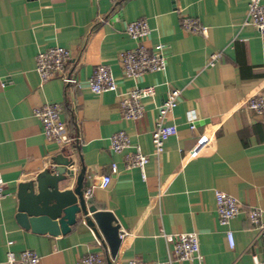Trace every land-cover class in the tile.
Segmentation results:
<instances>
[{"label":"crops","instance_id":"1","mask_svg":"<svg viewBox=\"0 0 264 264\" xmlns=\"http://www.w3.org/2000/svg\"><path fill=\"white\" fill-rule=\"evenodd\" d=\"M249 0H0V171L5 197L0 206V264L6 254L30 249L38 264H78L97 253L102 264L167 262L173 243L164 235L197 232L203 260L172 264H254L264 259L258 229L250 222L251 207L263 211L264 115L249 111L250 97L264 93V38L245 25ZM197 19L207 34L183 28L184 18ZM146 18L151 33L145 44H162L168 55L164 71L142 76L137 85L155 86L156 95L143 100L139 120L123 116L119 93L134 81L125 77L118 60L135 47L127 34L130 22ZM60 45L70 51L67 70L81 86L60 77L41 81L38 51ZM221 52L208 66L210 55ZM100 65L111 67L118 92L93 93L88 79ZM182 90L179 105L168 116L178 133L154 154L152 131L157 107L167 91ZM44 103H58L61 119L73 139L66 145L47 141L33 114ZM195 120L190 129L189 120ZM126 131L133 145L149 154L146 179L138 168H127L123 153H114L110 138ZM60 157L73 159L74 177L83 176L84 191L98 211L112 212L119 224L115 256L85 223L65 234L39 233L18 219L23 184L55 166ZM117 170L112 171V164ZM110 176L106 188L98 187ZM64 189V188H63ZM235 197L241 213L221 225L215 191ZM234 235L230 248L227 232Z\"/></svg>","mask_w":264,"mask_h":264},{"label":"built area","instance_id":"2","mask_svg":"<svg viewBox=\"0 0 264 264\" xmlns=\"http://www.w3.org/2000/svg\"><path fill=\"white\" fill-rule=\"evenodd\" d=\"M117 1V0H113ZM245 25L253 26L264 38V0H249L247 17ZM183 28L207 34V27L202 26L197 19L184 18ZM127 34L136 42L135 47L122 51L118 55L119 63L123 74L128 79L134 81V86L130 90L119 93L123 116L131 120H139L145 114L143 100L153 98L156 95V87H140L137 81L150 72L164 71L167 66L168 55L165 47L158 44L154 47H148L145 41L151 29L146 18L130 22L126 27ZM221 58V52H214L210 55L208 66L214 67ZM71 59L68 49L63 46L55 45L45 51H38L36 55L35 70L41 81L44 83L53 77H60L66 85L81 86L80 78L67 70V63ZM87 86L95 93L118 92V85L108 65L98 66L93 75L88 79ZM182 97V90L171 89L167 91L165 99L157 107L158 117L156 125L152 131V144L154 154L159 156L164 151L166 140L175 137L178 133L177 125L168 123V116L173 113L179 105ZM246 108L258 115H264V93L250 97ZM42 123L43 135L47 141L58 145H66L72 141L78 140L70 137L67 125L61 119V106L58 103H44L36 107L33 113ZM190 129H195V120L190 119ZM110 148L114 153H123L128 149L125 156L127 168H138L141 171L143 179H146V168L149 163V154L142 151L139 145H133L126 131H119L111 136ZM112 171L117 170V165L112 164ZM111 182L110 176L102 177L98 187L106 188ZM93 187L84 191L88 199L93 194ZM5 197V181L0 171V206ZM216 212L221 225H228L233 219L241 213L239 201L232 195L220 190L215 191ZM263 211L259 207H251L248 212L250 222L258 229L259 237L262 242L264 253V221L262 220ZM169 241H172L173 248L168 255L167 262L172 264L174 261H189L197 259L203 260L200 248V240L197 232L174 233L164 235ZM227 238L230 248H234V235L232 231L227 232ZM96 243L102 246V241L95 237ZM40 256L33 250L26 249L19 254L8 251L5 264H38ZM103 258L97 253H89L80 258L78 264H102ZM129 264H161L160 262H144L138 259H132ZM254 264H264V259L260 260L254 257Z\"/></svg>","mask_w":264,"mask_h":264},{"label":"water","instance_id":"3","mask_svg":"<svg viewBox=\"0 0 264 264\" xmlns=\"http://www.w3.org/2000/svg\"><path fill=\"white\" fill-rule=\"evenodd\" d=\"M73 166V159L60 157L54 167L21 186L19 222L35 232L52 235L65 234L72 226L83 222L99 239L107 242L114 257L121 241L117 219L112 212L98 211L94 205H89L82 174L74 189H66L74 177V171L69 169Z\"/></svg>","mask_w":264,"mask_h":264}]
</instances>
